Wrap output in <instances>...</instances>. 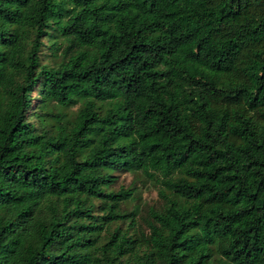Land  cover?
I'll return each mask as SVG.
<instances>
[{
  "label": "trees",
  "instance_id": "1",
  "mask_svg": "<svg viewBox=\"0 0 264 264\" xmlns=\"http://www.w3.org/2000/svg\"><path fill=\"white\" fill-rule=\"evenodd\" d=\"M0 264H264V0H0Z\"/></svg>",
  "mask_w": 264,
  "mask_h": 264
},
{
  "label": "rangeland",
  "instance_id": "2",
  "mask_svg": "<svg viewBox=\"0 0 264 264\" xmlns=\"http://www.w3.org/2000/svg\"><path fill=\"white\" fill-rule=\"evenodd\" d=\"M51 52L46 50L44 56H42L43 62L54 63V59L50 57ZM39 93L34 92L32 94L33 99L38 98ZM34 101V105H35ZM76 109V108H75ZM118 177L116 184L113 189L115 191L121 188L133 189L136 188L138 191V200L136 202L130 203L127 208L131 209L134 205H139L141 215L145 217L150 208L160 209L162 207V201L159 197V186H157L153 181L145 178L144 176H135L132 173L119 172L116 173ZM143 227L146 225L142 221Z\"/></svg>",
  "mask_w": 264,
  "mask_h": 264
}]
</instances>
